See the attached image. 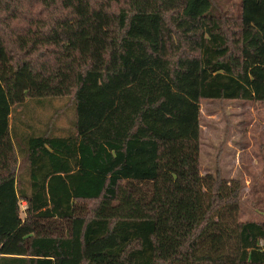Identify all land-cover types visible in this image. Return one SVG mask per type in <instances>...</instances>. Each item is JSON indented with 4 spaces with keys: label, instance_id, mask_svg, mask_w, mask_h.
<instances>
[{
    "label": "trees",
    "instance_id": "1",
    "mask_svg": "<svg viewBox=\"0 0 264 264\" xmlns=\"http://www.w3.org/2000/svg\"><path fill=\"white\" fill-rule=\"evenodd\" d=\"M202 99L264 102V0H0V264H264Z\"/></svg>",
    "mask_w": 264,
    "mask_h": 264
},
{
    "label": "rangeland",
    "instance_id": "2",
    "mask_svg": "<svg viewBox=\"0 0 264 264\" xmlns=\"http://www.w3.org/2000/svg\"><path fill=\"white\" fill-rule=\"evenodd\" d=\"M215 1L219 8L236 15L239 0ZM200 107L202 173L239 179L242 218L264 220V102L202 99ZM36 112V127L42 129L47 124L61 133L70 126L73 111L66 100H53L46 107H37Z\"/></svg>",
    "mask_w": 264,
    "mask_h": 264
}]
</instances>
